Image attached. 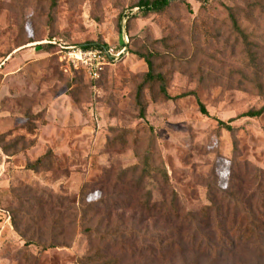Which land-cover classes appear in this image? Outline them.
Returning <instances> with one entry per match:
<instances>
[{
    "label": "rangeland",
    "instance_id": "rangeland-1",
    "mask_svg": "<svg viewBox=\"0 0 264 264\" xmlns=\"http://www.w3.org/2000/svg\"><path fill=\"white\" fill-rule=\"evenodd\" d=\"M136 1L0 0V264H264V244L224 239L264 221V112L240 116L264 105V0L146 15ZM58 43L123 52L91 79L65 70ZM147 55L175 98L143 84ZM146 152L167 183L137 184ZM172 198L180 217L209 207L214 223L172 224ZM193 233L229 253H199Z\"/></svg>",
    "mask_w": 264,
    "mask_h": 264
},
{
    "label": "trees",
    "instance_id": "trees-1",
    "mask_svg": "<svg viewBox=\"0 0 264 264\" xmlns=\"http://www.w3.org/2000/svg\"><path fill=\"white\" fill-rule=\"evenodd\" d=\"M173 0H137L135 6L138 7V10L140 13H142L143 15H146L148 13H152V12H160L162 10H164L165 8H167L171 2ZM234 26L236 28H238V30L243 33L242 29L239 27V25L237 24L236 20L234 19ZM50 46V45H49ZM81 46L88 48V47H94V46H99L98 44H92V43H85L82 44ZM145 58V61L148 64V71L146 72V74L144 75V79H143V84H148V85H152L157 83L159 86V91L161 92V94L163 95V97L165 99H172L175 98V96H171L167 90H166V75L161 73V72H155L154 68H153V62L152 60L148 57V55ZM258 87L260 88V94H262L264 96V93L261 91V87L260 85H258ZM201 111L204 114H207V109L204 107L203 104H201ZM264 112V105L258 109H250L248 111L243 112L242 114H240V116H244V117H258L260 116L262 113ZM141 114L142 116L144 115L143 113V109L141 110ZM230 121V120H229ZM220 125L224 126L226 129H231V125H229L228 123H225L224 121L219 120L218 121ZM151 128V127H150ZM151 133L153 134V129L151 128ZM52 156V151L48 150L47 152H45L44 154L40 155L38 158H36L34 161L27 163L26 167L28 169H32V170H40L41 168H44L46 166V163L50 160ZM144 167L142 169L143 173L141 172V176H139L138 180H137V184H140L142 181V177L144 175H156L159 179H161V181L163 183H167L169 178H168V173L165 169V167L161 164V162L157 163V164H153L151 161V154L149 152L145 153L144 156ZM135 167L132 168H126L124 170V174L128 171V170H132V172H135ZM238 190H241L240 188H238ZM81 192H83V189H81ZM233 196H239L236 192H231ZM236 201H242V198L239 197H235ZM232 200V198L228 199L227 201V205L230 203V201ZM80 203V201H79ZM101 203H105L104 201H102ZM218 203L217 200L212 198V202L210 205H214ZM92 205L91 203H88L87 206ZM145 207L150 210L152 209L150 207V203L149 202H145L144 203ZM96 205V204H95ZM97 206V205H96ZM97 209L103 208L102 205H99L97 207H95ZM156 208V205L154 204V209ZM79 213H80V220H82L85 217V211L89 210L87 208H84L81 211V208L79 207ZM208 210L209 207H206L205 210L203 211V214H198L195 215L193 213H189L191 216L188 217L187 219L185 217H180V215L178 214V208L175 204V199L172 198L171 202H170V208L167 211V216L170 219V222L172 224H187L188 226H192L193 229L196 228V225H204V228H210L211 225L214 223V219L208 214ZM206 224V225H205ZM256 226H264V221L262 222H254L250 220L249 225H247L248 230H244L245 233H242L241 235H237L234 238H230L228 236L230 235H225L224 239L226 241H230V245L231 247H233L234 245H236V243L238 244V242H253L256 243V245L258 244H264V230H262L263 232H256L254 230V227ZM176 236L178 238L179 241H183V237L181 235H179L178 232H176ZM198 236V235H197ZM196 236V234H192L191 238L189 239L188 242H190L191 244H194L199 251V253H205L207 256H214L213 258H215L216 260L219 259L220 257H222L225 254H228L230 250H225L223 248L218 249L216 251H212L210 249L207 250H202L201 248L203 247V242L206 241L205 244H207L208 242L211 243L213 242V239L211 237H209V235L204 234V236L202 237V239H198ZM173 238V235L171 236ZM212 239V241H211ZM223 241L221 242H224ZM26 241L25 244H27ZM172 243L175 245L174 240H172ZM260 246V245H258ZM99 251H96L93 255L95 257V254H97ZM261 252V251H260ZM264 253V252H261ZM262 256V255H261ZM93 258V257H92ZM91 256L88 257L89 260H92ZM97 260V259H95Z\"/></svg>",
    "mask_w": 264,
    "mask_h": 264
},
{
    "label": "built area",
    "instance_id": "built-area-1",
    "mask_svg": "<svg viewBox=\"0 0 264 264\" xmlns=\"http://www.w3.org/2000/svg\"><path fill=\"white\" fill-rule=\"evenodd\" d=\"M55 43V41H48ZM60 47L59 58L65 68L81 69L91 79H97L105 66L117 59L123 50H115L106 45L85 48L83 46L65 45L58 43Z\"/></svg>",
    "mask_w": 264,
    "mask_h": 264
}]
</instances>
